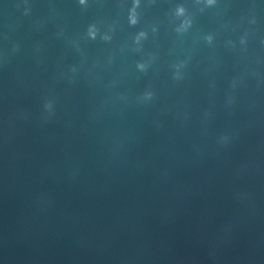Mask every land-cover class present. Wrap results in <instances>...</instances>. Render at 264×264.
I'll use <instances>...</instances> for the list:
<instances>
[{"label": "water", "instance_id": "95a60500", "mask_svg": "<svg viewBox=\"0 0 264 264\" xmlns=\"http://www.w3.org/2000/svg\"><path fill=\"white\" fill-rule=\"evenodd\" d=\"M0 264H264V0H0Z\"/></svg>", "mask_w": 264, "mask_h": 264}]
</instances>
